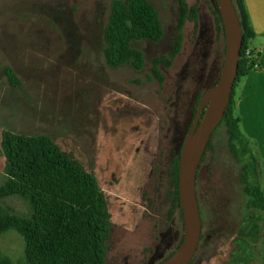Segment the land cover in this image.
Masks as SVG:
<instances>
[{
    "label": "rangeland",
    "instance_id": "obj_1",
    "mask_svg": "<svg viewBox=\"0 0 264 264\" xmlns=\"http://www.w3.org/2000/svg\"><path fill=\"white\" fill-rule=\"evenodd\" d=\"M114 0H0V185L5 182L2 133L48 135L98 180L112 215L107 264H159L184 237L174 204V170L206 92L210 75L221 74L226 40L216 0H187L198 23L179 31L177 0H149L160 15L158 43L135 42L145 65L110 67L104 27ZM180 53L170 67L152 73V60L168 57L179 35ZM12 69L19 86L6 75ZM219 131V130H218ZM211 138L204 168V239L192 264H263L264 215L246 212L241 168L224 130ZM210 140V141H211ZM28 216V202L0 199ZM0 255L25 263V242L16 231L0 238Z\"/></svg>",
    "mask_w": 264,
    "mask_h": 264
},
{
    "label": "trees",
    "instance_id": "obj_2",
    "mask_svg": "<svg viewBox=\"0 0 264 264\" xmlns=\"http://www.w3.org/2000/svg\"><path fill=\"white\" fill-rule=\"evenodd\" d=\"M177 1L181 11L178 23L181 32L187 19L193 18L198 23L199 15L196 5L190 7L187 0ZM232 1L243 31V46L231 101L214 135L218 130H224L229 152L241 168L240 181L248 199L245 211L264 215L263 163L256 144L243 134L241 118L235 109L236 86L256 64L253 58L246 56L255 33L249 22L245 1ZM216 6L219 28L225 37L220 10ZM163 36L160 15L149 0H114L103 34L106 62L112 68L131 65L136 70H142L144 55L133 44L145 41L158 43ZM181 46L180 33L168 57L152 60V73L159 81L163 80L160 66L170 67L180 53ZM217 70L215 68L210 75L206 92L218 82L220 73L216 74ZM6 75L12 86L20 85L12 69H6ZM196 112L197 109L193 112L194 117ZM211 144L212 140L197 172V196L202 216L201 242L205 237L203 199L206 195L201 191L200 184L205 171V156ZM1 150L5 158L6 179L0 185V199L18 196L28 202L31 212L28 216L18 215L0 204V238L10 231L21 235L25 242L26 264H107L112 215L97 178L79 160L64 153L48 135H24L5 130L2 133ZM180 160L181 155H178L174 176L176 201L183 215L179 195ZM0 264L14 263L10 257L0 255Z\"/></svg>",
    "mask_w": 264,
    "mask_h": 264
},
{
    "label": "water",
    "instance_id": "obj_3",
    "mask_svg": "<svg viewBox=\"0 0 264 264\" xmlns=\"http://www.w3.org/2000/svg\"><path fill=\"white\" fill-rule=\"evenodd\" d=\"M225 30L226 51L218 82L201 98L193 124L184 140L179 195L184 216L181 244L159 264H192L202 237V216L197 196V172L214 132L221 125L236 82L243 31L232 0H216Z\"/></svg>",
    "mask_w": 264,
    "mask_h": 264
},
{
    "label": "crops",
    "instance_id": "obj_4",
    "mask_svg": "<svg viewBox=\"0 0 264 264\" xmlns=\"http://www.w3.org/2000/svg\"><path fill=\"white\" fill-rule=\"evenodd\" d=\"M255 37L250 50L257 56V67L240 79L235 92L236 114L241 130L252 143L263 163L264 187V0H244Z\"/></svg>",
    "mask_w": 264,
    "mask_h": 264
},
{
    "label": "flooded vegetation",
    "instance_id": "obj_5",
    "mask_svg": "<svg viewBox=\"0 0 264 264\" xmlns=\"http://www.w3.org/2000/svg\"><path fill=\"white\" fill-rule=\"evenodd\" d=\"M179 155H181V153ZM173 170H174V168H173ZM208 180H209V173L205 169V171L203 170V175H202L201 184H200V189H201V191H203V193L205 195L207 194V182H208ZM174 181H175V176L173 177V183H174ZM174 189H175V193H176V188L174 187ZM174 204L176 205L178 210L181 212V209H180V207L178 205V202L176 201V194H175V198H174Z\"/></svg>",
    "mask_w": 264,
    "mask_h": 264
},
{
    "label": "built area",
    "instance_id": "obj_6",
    "mask_svg": "<svg viewBox=\"0 0 264 264\" xmlns=\"http://www.w3.org/2000/svg\"><path fill=\"white\" fill-rule=\"evenodd\" d=\"M246 56L249 58H253L255 61H256V64H255V66H254V68H256L257 67V56L255 55V54H253L252 53V50H250V48L249 49H247L246 50Z\"/></svg>",
    "mask_w": 264,
    "mask_h": 264
}]
</instances>
